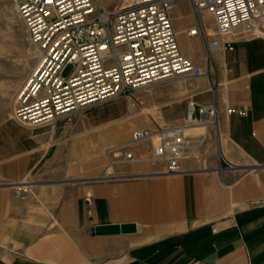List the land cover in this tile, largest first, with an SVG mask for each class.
Masks as SVG:
<instances>
[{
    "label": "crops",
    "instance_id": "1",
    "mask_svg": "<svg viewBox=\"0 0 264 264\" xmlns=\"http://www.w3.org/2000/svg\"><path fill=\"white\" fill-rule=\"evenodd\" d=\"M171 14L182 51L207 73L181 78L184 88L168 99L163 115L167 124H183L193 105L217 103L224 154L215 146L216 132L197 127L186 133L189 150L180 173L150 169L149 158L130 164L132 176L57 189L63 197L49 199V207L32 189L47 215L32 213L31 201L25 202L24 222L1 251L0 264H264V37L238 34L234 49L216 52L214 62L206 58L202 38L186 33L196 24L190 1L178 0ZM201 18L214 34L210 19ZM180 103L185 105L175 111ZM226 105L247 114L227 113ZM98 138L72 137L68 150ZM103 144L92 149L98 153ZM150 146L144 141L132 148L148 157ZM122 226L131 228L97 232ZM6 236L0 233V243Z\"/></svg>",
    "mask_w": 264,
    "mask_h": 264
},
{
    "label": "built area",
    "instance_id": "2",
    "mask_svg": "<svg viewBox=\"0 0 264 264\" xmlns=\"http://www.w3.org/2000/svg\"><path fill=\"white\" fill-rule=\"evenodd\" d=\"M177 1L116 0L110 6L103 0H16L37 66L16 94L12 119L24 127H44L79 109L133 95L152 84L204 76L205 68L180 46L171 14ZM189 1L196 24L186 33L202 38L208 60L215 62L217 51L234 49L233 37L238 34L264 36V0ZM204 12L214 19V34L202 21ZM68 65H73V71L66 76ZM225 111L247 114L231 105ZM198 125L216 132L215 146L224 154L217 103L193 105L183 124L155 123V128L137 129L131 142L158 135L153 159L161 164V173L177 174L189 150L186 128ZM127 148L120 157H113L115 148L109 151L112 167L127 152L128 160L136 158ZM25 192L19 193L23 200Z\"/></svg>",
    "mask_w": 264,
    "mask_h": 264
},
{
    "label": "rangeland",
    "instance_id": "3",
    "mask_svg": "<svg viewBox=\"0 0 264 264\" xmlns=\"http://www.w3.org/2000/svg\"><path fill=\"white\" fill-rule=\"evenodd\" d=\"M185 8L181 4L178 9L183 12ZM205 15L208 19L211 17L215 31L213 17ZM176 31L178 34L181 32ZM36 66V53L18 14L16 0H0V233L7 234L6 241L0 243V253L5 250L6 243L10 242L11 234L24 222L20 211L25 202L31 201L29 207L32 213L38 209L47 215L29 190L24 193L26 200L16 193L14 187L18 183L27 177L31 181L27 185L33 186V191L49 207V199L56 202L63 197L57 189H79L88 182L104 180L100 176L109 167L108 151L130 141L140 124L149 128H155V123L167 124L163 111L169 107H165V103L169 98H178L179 91L184 88L181 78L152 84L133 95L122 94L79 109L54 124L30 128L19 125L12 119V114L17 92ZM72 71L73 65H68L65 75H70ZM183 105L176 104L175 111L178 108L181 110ZM122 127H126L124 134L120 132ZM97 135L100 141L87 143L83 149L69 152L68 145L72 137L81 136L84 140ZM100 144H103V149L95 153L92 146ZM148 149V157L142 155L139 162L146 163L147 159L153 158L152 146ZM126 150L129 151L128 148ZM89 156L95 158V167H92ZM195 157H203V151H199ZM152 163L154 165L148 168L157 167L156 170H162L159 162ZM130 167V164L116 163L109 169H112L115 177H126L132 176L129 175L132 174ZM108 178L112 177L105 179ZM27 223L35 224L32 220Z\"/></svg>",
    "mask_w": 264,
    "mask_h": 264
},
{
    "label": "bare ground",
    "instance_id": "4",
    "mask_svg": "<svg viewBox=\"0 0 264 264\" xmlns=\"http://www.w3.org/2000/svg\"><path fill=\"white\" fill-rule=\"evenodd\" d=\"M104 1V3H106L107 5H111V4H113L114 2H116V0H103ZM17 7V6H16ZM207 14L208 16L210 15L209 13H207V12H204V14ZM210 19V21L212 20L211 19V17L209 18ZM212 22V21H211ZM213 23V22H212ZM209 33L210 34H213V32H211L210 30H209ZM255 36H262V37H264L261 33H257ZM218 52V51H217ZM15 99H16V97H15ZM14 103H15V100H14ZM197 127H199V128H201V129H203L204 131H206V128L204 127V126H202V125H198V126H190V127H187L186 128V131H185V135H186V133L188 132V131H190L191 129H193V128H197ZM143 128V127H142ZM139 129H141V128H139ZM144 141H150L149 143L151 144V146L153 147L157 142H158V135H154L153 137H151L150 139H148V140H144ZM144 141H140V142H138V143H142V142H144ZM138 143H133V142H131V139H130V141H128L127 143H125V144H123V145H120V146H118V147H116L115 148V150H114V155H113V157H120V156H122V155H124V148H126V147H129V149L133 152V153H135V155H136V158L132 161V160H128L127 159V154H128V152L126 153V157L124 158V159H122L121 161H119V163H122V164H132V163H136V162H139L140 161V155L139 154H137L134 150H133V146L134 145H136V144H138ZM114 149V148H113ZM120 153V154H119ZM108 159H109V161H110V154H109V151H108ZM119 155V156H118ZM152 161H155L153 158L151 159ZM109 168H112V165L110 164V162H109V167L107 168V170L104 172V174L103 175H101L100 176V178H106V177H111V176H115V175H113L112 174V172H108V169ZM29 183H31V182H29V181H22L21 183H18L17 185L18 186H15L14 187V189L16 190V193H20V191H27V190H29L30 191V193L32 192V188H33V186L31 187V186H29V185H27V184H29ZM27 199V198H26ZM25 199V200H26Z\"/></svg>",
    "mask_w": 264,
    "mask_h": 264
},
{
    "label": "water",
    "instance_id": "5",
    "mask_svg": "<svg viewBox=\"0 0 264 264\" xmlns=\"http://www.w3.org/2000/svg\"><path fill=\"white\" fill-rule=\"evenodd\" d=\"M131 228V226H122V227H112V228H105V227H102V228H98L97 229V232H103V231H114V230H117V232H129L128 230Z\"/></svg>",
    "mask_w": 264,
    "mask_h": 264
}]
</instances>
